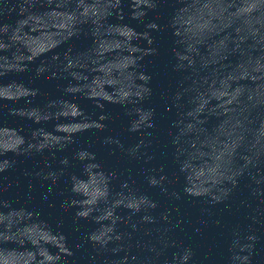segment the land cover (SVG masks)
<instances>
[{"label":"water","instance_id":"obj_1","mask_svg":"<svg viewBox=\"0 0 264 264\" xmlns=\"http://www.w3.org/2000/svg\"><path fill=\"white\" fill-rule=\"evenodd\" d=\"M0 264H264V0H0Z\"/></svg>","mask_w":264,"mask_h":264}]
</instances>
